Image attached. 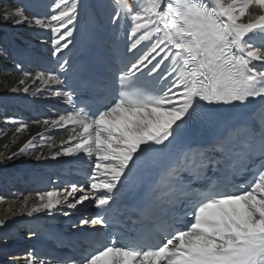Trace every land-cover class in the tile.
Returning a JSON list of instances; mask_svg holds the SVG:
<instances>
[{"label": "snow or ice", "instance_id": "obj_1", "mask_svg": "<svg viewBox=\"0 0 264 264\" xmlns=\"http://www.w3.org/2000/svg\"><path fill=\"white\" fill-rule=\"evenodd\" d=\"M108 3L107 21L103 3L88 11L75 58L68 53L76 48L81 0L0 8V22L50 33L42 42L55 61L51 71H26L29 41H16L14 55L0 48L21 77L10 91L49 92L69 106L32 121L46 131L68 130L63 147L52 151V137L38 133L48 155L31 151L43 147L32 136L4 159L94 157L87 184L36 193L27 216L68 217L91 201L95 215L72 227L114 233L79 259L32 247L9 255L8 264H264V0ZM125 24L130 42L122 47ZM3 121L15 126L14 137L28 129L15 117ZM242 175L241 190L231 191ZM121 237L126 243H117ZM8 239L0 237V247Z\"/></svg>", "mask_w": 264, "mask_h": 264}, {"label": "bare ground", "instance_id": "obj_2", "mask_svg": "<svg viewBox=\"0 0 264 264\" xmlns=\"http://www.w3.org/2000/svg\"><path fill=\"white\" fill-rule=\"evenodd\" d=\"M17 2H19V0H0V8H2L4 5H13ZM25 2H27V0H25ZM51 3L52 0H42L43 5H50ZM81 3L86 7L82 8L79 23L83 18L85 9L89 8L90 6L92 7L93 5L103 3L104 7L100 13V16L104 21H107L109 15L113 11L111 5H109L108 3V0H81ZM44 11H47V8H45ZM125 26L120 30L119 37H122L123 39L127 40V27L125 28ZM49 35L50 33L45 32L44 30L28 29L25 25L12 27L10 24L6 25L0 22V48H7L14 55L16 41L25 40L31 43L33 55L30 59L22 61L24 64V70L26 71H38L35 66L36 61L51 58L49 53L50 44L46 45L42 42L44 38ZM15 62L16 61L14 60L13 56L0 55V131L7 130L6 135H0V151L3 152V156L1 157L3 163H0V174H7L6 180L4 179V181H2L4 183L0 182V184L6 188H10L11 186L16 185L14 184V182L16 183V181H18V183L20 182V184L22 185L26 184V186L29 183L35 184L42 178V176L50 172V168L58 167V165L56 164L58 160H66L76 163L93 162L94 157L92 159H89L83 154H80V156L77 157L62 156L59 157L57 160L46 159L37 161L34 155L19 156L13 158L12 160L4 159L5 156H11L12 153L17 152L19 148L22 147L23 144L32 136H36V142L40 145H43V147H38L31 151H33L36 155H39L41 153H43L44 155H48L50 150L47 147V143H53V148L51 149L52 151L59 150L61 147H63L60 145L61 138H66L68 135V130L49 129L46 131L42 125H36L32 123L33 120L30 118V109H33L34 111H37L39 113V120H44L54 118L58 115L53 106L58 104L66 106V104L63 102L62 98H56L52 96L49 92H45L36 96L32 95L31 92L28 94H25L23 92H11L10 89L12 87H19L18 80L19 78H21L18 70L15 67ZM31 63L33 64L31 65ZM29 84H31L30 80ZM5 116L15 117L23 122L28 123L27 131L15 134L14 137L15 126L5 124L3 121V117ZM70 127L71 126H69V128ZM38 133H42L45 137H52V140L45 143V141H42L40 139V136L37 135ZM29 197L31 199V204L27 206L26 211H21L20 213H18L19 215L24 214L25 218L34 221L40 220L41 222H45L43 220H46V224H50V222L56 221L52 220L56 217H59L57 221H62L65 218V216H63L60 212H57L58 214L56 216H48L45 213H39L33 214L32 217H28L26 214L27 211L32 206L38 203L36 196L30 195ZM34 200L36 201L34 202ZM2 205L3 202L0 201V207ZM84 205L85 204H83L82 206ZM78 207L79 210H81V205ZM87 207L89 209V206ZM63 210L66 211L67 208L65 207ZM7 215L8 214H6L4 217L7 218L6 223L9 224L13 220L11 221L9 219L10 221H8ZM4 217L0 216V221L1 218ZM24 230L25 229H21V231H17V225L12 224V226L10 225L4 229L0 228V235L8 232H18L17 235L19 233H24V235H26V233H28L27 231L29 230V228L27 231Z\"/></svg>", "mask_w": 264, "mask_h": 264}, {"label": "rangeland", "instance_id": "obj_3", "mask_svg": "<svg viewBox=\"0 0 264 264\" xmlns=\"http://www.w3.org/2000/svg\"><path fill=\"white\" fill-rule=\"evenodd\" d=\"M125 25H127V24H125ZM125 27H127V26H125ZM2 153L3 152L0 151V159L3 156ZM0 163H3L2 159L0 160ZM6 176H7V174H4V175H2V173L0 174V182L1 183H4L2 181H4V179L6 180V178H7ZM14 184H15V182H14ZM13 187L14 186H11L10 188H8V187L6 188L0 184V201L3 202V205L0 207V216L4 217L6 214H8L7 215L8 221L13 220L9 224L6 223V226L3 227L2 229L6 228L10 225L12 226V224H16L17 225V231H21V229H24V228H22L23 227L22 224L24 223L22 220L26 221L29 219L25 218L24 214L19 215L18 213H20L21 211L23 212V211L27 210V208L24 207L23 202L27 198V200H28L27 206H29L31 204V199L29 197L30 195H22V196L18 195L17 192L14 191ZM35 201L36 200H34V202ZM6 219L7 218H5V217L1 218V221H7ZM38 221H40V220H38ZM17 233L8 232V233H4V234L0 235V237L7 235L9 238L7 247L6 248L0 247V264H8L9 255H16V251H19V250H16V251H14V250L19 248L20 246L17 248H14V247L17 244H21V238L23 237L24 233L22 235H21V233H19L17 235ZM19 235H21V236H19ZM25 236H27V233ZM25 240H27V238H23L22 243H24V242L26 243ZM20 264H23L22 260L20 261Z\"/></svg>", "mask_w": 264, "mask_h": 264}]
</instances>
